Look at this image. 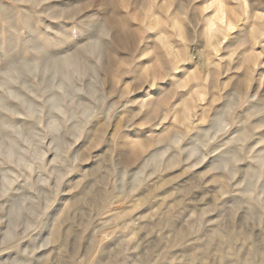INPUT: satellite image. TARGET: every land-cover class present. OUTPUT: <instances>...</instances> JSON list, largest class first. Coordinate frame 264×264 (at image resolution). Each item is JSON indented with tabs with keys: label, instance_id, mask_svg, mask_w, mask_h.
Returning a JSON list of instances; mask_svg holds the SVG:
<instances>
[{
	"label": "rangeland",
	"instance_id": "obj_1",
	"mask_svg": "<svg viewBox=\"0 0 264 264\" xmlns=\"http://www.w3.org/2000/svg\"><path fill=\"white\" fill-rule=\"evenodd\" d=\"M0 264H264V0H0Z\"/></svg>",
	"mask_w": 264,
	"mask_h": 264
}]
</instances>
